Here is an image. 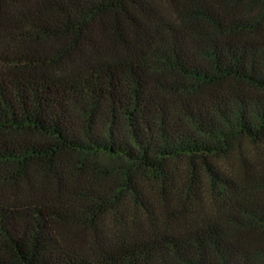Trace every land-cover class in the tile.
Listing matches in <instances>:
<instances>
[{
  "label": "trees",
  "instance_id": "trees-1",
  "mask_svg": "<svg viewBox=\"0 0 264 264\" xmlns=\"http://www.w3.org/2000/svg\"><path fill=\"white\" fill-rule=\"evenodd\" d=\"M0 264H264V0H0Z\"/></svg>",
  "mask_w": 264,
  "mask_h": 264
}]
</instances>
